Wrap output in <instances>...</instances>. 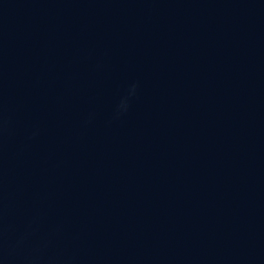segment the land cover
I'll return each instance as SVG.
<instances>
[{
    "label": "water",
    "instance_id": "1",
    "mask_svg": "<svg viewBox=\"0 0 264 264\" xmlns=\"http://www.w3.org/2000/svg\"><path fill=\"white\" fill-rule=\"evenodd\" d=\"M0 264H264V0H0Z\"/></svg>",
    "mask_w": 264,
    "mask_h": 264
}]
</instances>
